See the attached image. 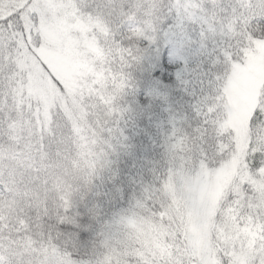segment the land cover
Returning <instances> with one entry per match:
<instances>
[{
	"label": "snow or ice",
	"instance_id": "obj_1",
	"mask_svg": "<svg viewBox=\"0 0 264 264\" xmlns=\"http://www.w3.org/2000/svg\"><path fill=\"white\" fill-rule=\"evenodd\" d=\"M0 264H264V0H0Z\"/></svg>",
	"mask_w": 264,
	"mask_h": 264
}]
</instances>
